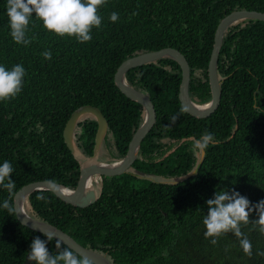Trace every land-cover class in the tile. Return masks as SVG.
Here are the masks:
<instances>
[{
    "label": "trees",
    "instance_id": "obj_1",
    "mask_svg": "<svg viewBox=\"0 0 264 264\" xmlns=\"http://www.w3.org/2000/svg\"><path fill=\"white\" fill-rule=\"evenodd\" d=\"M236 10L264 12V0H107L98 9L102 24L93 27L91 41L49 32L33 14L27 38L35 39L25 46L12 39L7 0H0V65L10 70L20 64L26 70L21 92L0 101V164H12L10 178L15 182L12 193L0 186V264H35L27 261L30 244L36 237L46 239L3 208L5 200L14 205L15 192L36 180L82 190L79 160L63 139L72 111L85 104L98 107L114 140V154L100 158H122L144 107L116 85L119 64L142 52L176 48L189 64L191 99L206 102L212 97L208 63L215 31L220 20ZM112 12L119 14L116 22L109 19ZM45 50L52 52L51 60L41 55ZM217 75L219 105L197 117L179 100L181 69L175 59L164 57L128 69L125 81L145 92L156 112L132 168L102 174L100 194L90 205L36 190L25 199L26 211L103 253L112 264H264V256L257 254L264 251L258 225H241L252 244L249 257L231 231L211 244L203 224L206 201L216 191L235 189L253 204L264 199L263 20L243 18L227 27ZM174 116L178 119L172 123ZM96 129L91 116L77 121L74 142L83 156L93 151ZM206 132L214 135L215 143L204 150L198 172L175 184L165 182L194 169L201 156L194 144ZM249 219L258 217L253 212ZM57 241L46 245L53 255ZM61 245L60 250L68 247Z\"/></svg>",
    "mask_w": 264,
    "mask_h": 264
},
{
    "label": "clouds",
    "instance_id": "obj_2",
    "mask_svg": "<svg viewBox=\"0 0 264 264\" xmlns=\"http://www.w3.org/2000/svg\"><path fill=\"white\" fill-rule=\"evenodd\" d=\"M107 0H7V15L9 19L10 35L15 43L25 46L32 43L27 38V32L33 14L42 21L43 27L58 36L75 37L79 42H89L92 39L93 27L99 29L103 17L98 9L105 5ZM110 21L119 19L117 12H112ZM41 55L52 59V52L45 50ZM26 70L23 65H14L10 70L0 65V101L16 97L22 90ZM178 116L172 118V123ZM210 143H215L212 133H204L199 140L195 141L194 147L200 151L205 150ZM14 169L9 161L0 164V186L12 193L15 182L10 178ZM7 181V182H5ZM175 182V181H174ZM51 188H56L53 180L46 182ZM42 198V197H38ZM208 213L203 219L206 228V238L211 237V244L215 245L222 234L229 231L240 238L239 243L243 252L249 257L252 255V244L242 232L241 225L253 223L259 226V231L264 234V199L253 204L247 197L242 196L235 189H223L216 191L214 197L206 201ZM3 208L10 214L18 213L16 206L8 200L3 202ZM255 212L258 219L250 221V216ZM46 239L36 237L30 244L27 261L35 264H92L86 255H77L73 250L64 247L60 241L56 242L57 254L53 255L46 246L54 239L53 234L42 232ZM258 255L264 256V251H258Z\"/></svg>",
    "mask_w": 264,
    "mask_h": 264
},
{
    "label": "water",
    "instance_id": "obj_3",
    "mask_svg": "<svg viewBox=\"0 0 264 264\" xmlns=\"http://www.w3.org/2000/svg\"><path fill=\"white\" fill-rule=\"evenodd\" d=\"M243 18H255L264 21V12L256 10H236L225 15L218 23L215 31L214 45L208 63L209 82L212 89V97L206 102L198 103L191 99L188 92L190 78L189 64L185 56L176 48L164 47L155 51L142 52L122 61L115 71L114 81L121 92H123L130 99L139 102L144 107L142 122L134 131L128 143L126 154L122 158L111 161L101 159V145L108 129V122L101 110L94 105L85 104L77 107L72 111L65 123L63 128V139L74 157L79 160L82 190L79 192L64 184L56 182V188L53 189L46 183L47 180L29 182L21 186L14 194V206H16L19 210L18 213H16L18 220L22 224L36 231L53 234L55 239L71 248L78 255L88 256L94 264H112L103 253L81 245L72 236L57 226L31 216L25 208L26 197L31 192L36 190H49L63 195L78 206H87L95 202L100 194V183L97 185L94 182L95 174H99L100 176L102 174L118 175L126 172L130 168L137 157L142 138L149 132L156 118L154 104L150 97L145 92L132 87L125 81V73L132 67L164 57L175 59L179 63L181 69L179 100L184 109L189 114L197 117H204L214 112L219 105L221 96L220 81L217 75V62L224 32L231 23ZM84 116L93 117L97 123L93 151L88 156L82 155L74 142L73 135L77 121ZM203 155L204 150L201 151L200 159L192 171L173 180H165V182L175 184L195 175L202 163Z\"/></svg>",
    "mask_w": 264,
    "mask_h": 264
},
{
    "label": "rangeland",
    "instance_id": "obj_4",
    "mask_svg": "<svg viewBox=\"0 0 264 264\" xmlns=\"http://www.w3.org/2000/svg\"><path fill=\"white\" fill-rule=\"evenodd\" d=\"M238 20H240V19H238ZM106 137H104L106 140L104 141V139H103V142H102V146H101V154H100V156H102V157H104V156H107V155H113L114 154V152H113V148L111 147V145H113V138L110 136V135H108L107 133H106V135H105ZM109 137L111 138V139H109ZM110 140V141H109ZM81 160V159H80Z\"/></svg>",
    "mask_w": 264,
    "mask_h": 264
},
{
    "label": "flooded vegetation",
    "instance_id": "obj_5",
    "mask_svg": "<svg viewBox=\"0 0 264 264\" xmlns=\"http://www.w3.org/2000/svg\"><path fill=\"white\" fill-rule=\"evenodd\" d=\"M85 156H88V155H85ZM132 168V165L130 166V168L129 169H131ZM101 176L99 175V174H95L94 175V182L98 185L99 183H100V181H99V178H100Z\"/></svg>",
    "mask_w": 264,
    "mask_h": 264
}]
</instances>
